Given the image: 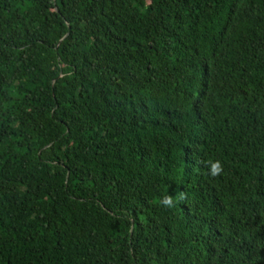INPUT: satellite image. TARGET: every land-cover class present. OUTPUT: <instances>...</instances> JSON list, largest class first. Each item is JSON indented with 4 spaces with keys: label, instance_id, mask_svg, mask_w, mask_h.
Returning <instances> with one entry per match:
<instances>
[{
    "label": "trees",
    "instance_id": "trees-1",
    "mask_svg": "<svg viewBox=\"0 0 264 264\" xmlns=\"http://www.w3.org/2000/svg\"><path fill=\"white\" fill-rule=\"evenodd\" d=\"M0 264H264V0H0Z\"/></svg>",
    "mask_w": 264,
    "mask_h": 264
},
{
    "label": "clouds",
    "instance_id": "clouds-1",
    "mask_svg": "<svg viewBox=\"0 0 264 264\" xmlns=\"http://www.w3.org/2000/svg\"><path fill=\"white\" fill-rule=\"evenodd\" d=\"M221 170L219 162H215L211 164V173L212 175H216ZM162 203L171 205L172 200L171 197H165L162 201Z\"/></svg>",
    "mask_w": 264,
    "mask_h": 264
}]
</instances>
